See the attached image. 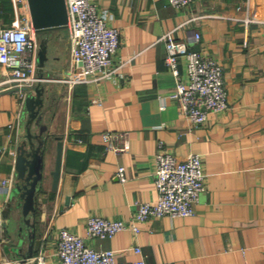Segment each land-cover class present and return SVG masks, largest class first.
<instances>
[{
	"label": "crops",
	"instance_id": "crops-1",
	"mask_svg": "<svg viewBox=\"0 0 264 264\" xmlns=\"http://www.w3.org/2000/svg\"><path fill=\"white\" fill-rule=\"evenodd\" d=\"M8 4V6H6ZM98 12L120 31L111 72L70 87L68 28L34 32L33 85L45 87L41 123L46 125L45 167L36 197L35 239L28 264H62L59 229L85 237L118 260L144 256L147 264H264V0H193L177 8L167 0H97ZM30 17L27 5L0 0V25ZM176 37L218 59L224 67L229 108L193 124L171 96L175 77L165 63L162 35ZM200 33L199 41L193 39ZM46 45L43 62L38 59ZM185 74V59L179 64ZM6 70L0 66V82ZM23 91H22V90ZM25 88L0 85V263L15 264L20 226L15 185L18 145L25 139ZM33 123L31 130L38 131ZM125 134V151L106 147L101 134ZM56 137L62 141L57 189H51ZM178 159L201 154L205 188L189 216H162L111 237H86L87 219L102 215L130 220L135 203L157 197L154 183L158 142ZM124 165L127 179L115 173ZM12 177L8 188L2 179ZM26 239L22 251L30 244ZM139 246L141 254L134 248ZM42 261L38 262V256ZM16 264H20L16 263Z\"/></svg>",
	"mask_w": 264,
	"mask_h": 264
},
{
	"label": "built area",
	"instance_id": "built-area-1",
	"mask_svg": "<svg viewBox=\"0 0 264 264\" xmlns=\"http://www.w3.org/2000/svg\"><path fill=\"white\" fill-rule=\"evenodd\" d=\"M16 5L27 0H11ZM97 0H65L68 13V37L70 41V67L65 80L72 87L80 82H89L108 75L113 55L120 46V31L108 24L97 9ZM177 8L189 7L193 0H167ZM30 17H24L11 25H0V66L6 76L0 85L16 86L33 91L40 78L33 76L37 42ZM161 39L165 42V63L175 77L171 93L179 105L180 113L193 124L205 123L210 112L229 108L223 64L211 55L191 49L186 40L166 31ZM193 39L199 41L200 33ZM185 59V74L179 64ZM22 90V89H21ZM23 91V90H22ZM106 147L125 151V134L120 131H104L101 134ZM154 183L156 199L135 203L130 220L112 219L92 215L87 219L86 237H111L115 233L131 229L140 231L139 223L162 216H189L195 213V204L205 188L206 173L201 154L190 152L185 159L168 150L163 141L158 142L155 153ZM115 176L120 181L127 179L124 165H119ZM12 177L2 179L4 188L12 184ZM134 250L141 254V248ZM57 255L62 264H147L144 256L132 260H118L114 249H96L86 244L85 237L66 227L59 229ZM42 261V255L37 257ZM20 262V261H19ZM13 262V263H19ZM1 264V263H0Z\"/></svg>",
	"mask_w": 264,
	"mask_h": 264
},
{
	"label": "water",
	"instance_id": "water-1",
	"mask_svg": "<svg viewBox=\"0 0 264 264\" xmlns=\"http://www.w3.org/2000/svg\"><path fill=\"white\" fill-rule=\"evenodd\" d=\"M31 25L34 32L48 31L67 26L68 13L65 0H27ZM46 45L43 43L38 51V59L43 62ZM45 87L37 85L34 92H29L24 100L26 110L25 139L18 145L15 159L16 181L11 190L10 201L17 199L16 207L20 208L23 223L30 230L24 234L20 226V236L17 253L21 257L20 264H28L33 258V253L40 248L41 241L35 239V224L32 217L36 212V197L40 191L45 167L46 139L42 137L46 125L40 122L42 109L45 103ZM36 123L38 131L31 130V125ZM56 155L54 166L50 173L52 176L51 189H57L61 169L62 141L56 137ZM26 239L30 244L26 251L22 246Z\"/></svg>",
	"mask_w": 264,
	"mask_h": 264
},
{
	"label": "trees",
	"instance_id": "trees-1",
	"mask_svg": "<svg viewBox=\"0 0 264 264\" xmlns=\"http://www.w3.org/2000/svg\"><path fill=\"white\" fill-rule=\"evenodd\" d=\"M6 6H8V4L6 5ZM9 7V6H8ZM10 8V7H9Z\"/></svg>",
	"mask_w": 264,
	"mask_h": 264
}]
</instances>
